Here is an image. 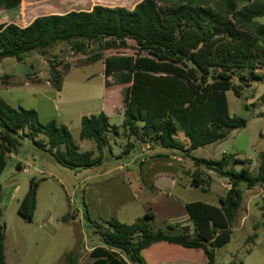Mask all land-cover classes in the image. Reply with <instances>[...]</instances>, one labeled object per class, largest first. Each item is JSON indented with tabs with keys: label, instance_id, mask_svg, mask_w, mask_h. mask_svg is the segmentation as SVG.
Segmentation results:
<instances>
[{
	"label": "trees",
	"instance_id": "obj_1",
	"mask_svg": "<svg viewBox=\"0 0 264 264\" xmlns=\"http://www.w3.org/2000/svg\"><path fill=\"white\" fill-rule=\"evenodd\" d=\"M22 1L0 0V9L17 8ZM85 40H106L108 46L127 40L136 43L133 55L104 60L105 77H119L118 84L127 85L122 95L125 109L121 129L129 140L134 137L142 144L155 142L167 151L184 153L198 167L191 176L195 188L208 190L209 181L201 177L200 167L232 185L219 206L203 202L185 205L193 228L165 222L166 230H155L153 213L131 225L107 220L108 228L98 226L94 232L101 245L90 252L91 264H148L143 256L146 250L174 245L202 250L207 264H215L216 250L231 242L232 226L243 203L241 187L252 190L264 183V154L254 176L249 169H232L231 160L225 156L208 160L193 153L224 141L231 132L246 126L245 119L231 116L226 92L240 97L242 88L235 86V79L250 82L259 77L256 71L260 68L264 75V0H143L132 10L96 5L89 11L40 16L26 27L2 24L0 62L6 58L23 61L31 52ZM50 75V85L61 92L64 75L57 69ZM8 79L11 76H3L1 83L10 86ZM106 85L108 88V82ZM111 131L119 135L120 128L111 126L104 112L84 116L80 138L93 141L100 154L81 152L66 125L55 120L43 123L36 110L14 108L0 97V178L7 160L19 153L25 139L33 140L62 167L100 166ZM179 135L185 141L180 142ZM40 136L44 139L39 140ZM133 149L134 143L129 142L126 154ZM38 188L39 182L33 178L19 203L18 214L28 221L37 208ZM2 201L0 185V207ZM178 229L180 232L169 233ZM4 237L0 225V264L6 263ZM77 260L73 253L66 256V264H77Z\"/></svg>",
	"mask_w": 264,
	"mask_h": 264
},
{
	"label": "rangeland",
	"instance_id": "obj_2",
	"mask_svg": "<svg viewBox=\"0 0 264 264\" xmlns=\"http://www.w3.org/2000/svg\"><path fill=\"white\" fill-rule=\"evenodd\" d=\"M133 1L24 0L22 11L0 9L2 14L5 12L0 17L8 18L7 24L25 26L44 15L89 11L96 5L131 8L129 3ZM259 22L262 24L263 20ZM135 45L131 40L112 42L110 46L106 40L72 41L59 43L45 52H31L23 61L6 58L0 62V97L14 108L36 110L43 123L55 120L67 124L81 152L100 154L93 141L80 138L81 113L99 114L105 104L111 115V126L120 128L119 135L113 131L108 133L109 143L103 149L104 162L100 166L62 167L31 139H25L19 153L14 155L16 158L9 157L0 178L5 264H66V256L72 253L78 256L77 264H89L92 262L90 252L101 245L94 233L96 227L108 228L107 220L116 219L131 225L148 211H154L157 216L154 229L166 230L167 220L180 225L186 221L184 204H218L219 197L227 193L228 181L217 174L213 182L210 181L211 191L193 187L191 176L197 170L184 153L163 151L155 142L142 144L133 137L135 147L126 154L130 140L121 126L125 109L122 95L127 85H119V77L111 78L110 95L103 104L105 84L101 62L114 55H133ZM97 56L101 60H96ZM72 68L79 69L69 72ZM52 69L63 75L68 73L67 78L64 77L66 91L61 95L46 84ZM256 72L259 77L250 82L235 79V86L242 88L240 97L232 91L226 92L231 116L245 119L246 126L231 132L220 143L196 150V158L220 160L225 156L231 160L235 171L249 169L252 175H258L260 156L264 154V75L261 68ZM5 75L11 76L7 80L10 86L1 83ZM83 97H88L89 101L79 102ZM74 100L77 103H69ZM178 138L180 142L185 140L183 135ZM17 159L25 162L26 169L17 168ZM159 175L165 176L158 178ZM172 175L179 178L177 185ZM33 178L39 182L37 208L32 221H28L18 214V207ZM17 186V198L8 204ZM241 189L243 203L232 226L231 242L216 250L215 264H264V183L252 190L246 186ZM177 232L180 229L169 231ZM143 256L148 264H175L176 259L177 264H207L202 250L182 249L176 245L171 248L153 246Z\"/></svg>",
	"mask_w": 264,
	"mask_h": 264
},
{
	"label": "crops",
	"instance_id": "obj_3",
	"mask_svg": "<svg viewBox=\"0 0 264 264\" xmlns=\"http://www.w3.org/2000/svg\"><path fill=\"white\" fill-rule=\"evenodd\" d=\"M143 0H134L133 2H130L129 4V6L131 7V8H127V9H129V10H132V9H134V7L138 4V3H140V2H142ZM23 2H24V0L22 1V4H23ZM22 4H21V6H19V7H17V8H14V9H18V10H20V11H22L21 10V7H22ZM9 10H13V9H9ZM3 11V10H2ZM3 12H0V15H4L5 14V12H4V14H2ZM18 20H21V17L18 19ZM7 21H8V18H3V17H0V25H2V24H7ZM8 24H10V23H8ZM30 24V23H29ZM29 24H27V25H25V26H19V27H26V26H28ZM17 25V24H16ZM101 64L104 66V68L101 70V73H102V79H103V82H104V84H105V86H104V89H105V92H104V96H103V104L108 100L107 99V97L110 95V93H108V91H109V89L106 87L107 85H106V83L108 82V86L110 85L109 83V81H110V79L111 78H113V77H109V78H106L105 77V64H104V62H101ZM90 65H92V64H90ZM88 66V65H87ZM83 68H86V66L85 67H83ZM83 68H81V69H83ZM74 69H79V68H72L69 72H71V71H73ZM67 74L68 73H66L65 75H64V77L65 78H67ZM46 84H48L49 85V87H52L51 85H50V83L49 82H47ZM66 82H64V78H63V86H62V91L61 92H57L58 94H63V93H65V91H66ZM70 87V86H69ZM73 87L71 86V89H72ZM79 102H83V101H89V98L88 97H83L82 99H80V100H78ZM70 102H72V103H77V101H69V103ZM102 112H104L108 117H109V119H111V115L109 114V112H108V109H107V106L104 104V105H102ZM38 114H39V117H40V113L38 112ZM124 114V113H123ZM123 114H122V116H123ZM90 115H94V114H92V113H81L80 114V119L82 120V118L84 117V116H90ZM61 124H64V125H66L67 126V124H65V123H61ZM69 128V127H68ZM185 141V140H184ZM129 142H131V143H133L131 140L130 141H128V143ZM217 144V143H216ZM78 145V144H77ZM79 146V145H78ZM134 147H135V145H134ZM79 148H80V146H79ZM205 148V147H204ZM163 151H167V150H163ZM168 152V151H167ZM193 155H194V153H193ZM11 157H14V158H16L14 155H12ZM209 158V157H208ZM208 158H204V159H208ZM208 160H215V159H211V158H209ZM17 162H18V164H17V168L19 169V170H23L24 168H25V162L24 161H22L21 159H17ZM103 162H104V160H103ZM122 167H124V166H122ZM36 168V167H35ZM195 168H196V170L198 169V167L197 166H195ZM26 169V168H25ZM200 170H202V175H201V177L203 178V179H205V180H209V185H208V191H211L210 190V188H211V183H210V181L211 182H213V180H214V177L216 176V173L215 172H213V171H209V170H207V169H205V168H203V167H200ZM205 175V176H204ZM162 176H165V175H159L158 176V178H160V177H162ZM168 178H170V177H168ZM171 179H172V181H174V183L177 185V183H179L180 182V180H179V178L178 177H174V175H172L171 176ZM225 188H226V191H228L229 189L227 188V186L225 185ZM155 189H158V190H160L159 188H157V187H155ZM18 190H19V186H17V187H15L13 190H12V193L10 194V197H9V203L8 204H11L16 198H17V195H18ZM226 195V193L224 194V195H222V196H220L219 197V203H220V199L222 198V197H224ZM37 196H38V193H37ZM219 203L218 204H211V205H214V206H219ZM4 204V203H3ZM186 204H188V203H186ZM186 204H184V208H185V205ZM185 210H186V208H185ZM36 212V211H35ZM186 212H187V210H186ZM147 213H153L154 215H155V218L157 217L156 216V214L154 213V211H148ZM146 213V214H147ZM169 221V222H168ZM51 222V221H50ZM166 222H168L169 224H175V223H172L170 220H167ZM186 225H189V226H191L192 225V222L190 221V218H189V215H188V213H187V216H186V221L184 222V223H182L181 224V226H186ZM91 259V258H90ZM173 259V258H172ZM92 262H93V260H92ZM92 262H90L89 264H91ZM179 262V260H175V264H177Z\"/></svg>",
	"mask_w": 264,
	"mask_h": 264
},
{
	"label": "built area",
	"instance_id": "obj_4",
	"mask_svg": "<svg viewBox=\"0 0 264 264\" xmlns=\"http://www.w3.org/2000/svg\"><path fill=\"white\" fill-rule=\"evenodd\" d=\"M227 188L230 190V189H232V185L229 183V182H227Z\"/></svg>",
	"mask_w": 264,
	"mask_h": 264
}]
</instances>
